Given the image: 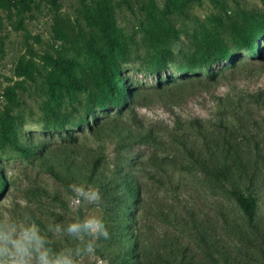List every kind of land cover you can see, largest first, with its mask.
Masks as SVG:
<instances>
[{
    "label": "rangeland",
    "instance_id": "374dc122",
    "mask_svg": "<svg viewBox=\"0 0 264 264\" xmlns=\"http://www.w3.org/2000/svg\"><path fill=\"white\" fill-rule=\"evenodd\" d=\"M13 1L0 6V132L13 139L0 141V202L11 196L12 214L45 230L72 219L69 184L98 188L102 204L79 215L101 217L110 239L82 264H264V0H108L113 25L99 43L113 50L125 103L87 43L85 7L104 0ZM228 16L261 19L246 34ZM207 45L223 56L207 57ZM227 142L248 174L235 169L231 183L214 175L223 154L211 155ZM233 186L254 195L251 222Z\"/></svg>",
    "mask_w": 264,
    "mask_h": 264
},
{
    "label": "clouds",
    "instance_id": "9594fccd",
    "mask_svg": "<svg viewBox=\"0 0 264 264\" xmlns=\"http://www.w3.org/2000/svg\"><path fill=\"white\" fill-rule=\"evenodd\" d=\"M70 207L74 213L67 223H49L42 230L33 216L24 212L14 216L12 210L17 201L6 197L2 207L8 211L0 213V264H82V260L95 257L99 241L110 239L103 219L94 214L79 215L86 205L99 207L102 196L98 188L72 183L68 185ZM29 207L27 201H19ZM68 238L73 246L54 248L53 240Z\"/></svg>",
    "mask_w": 264,
    "mask_h": 264
},
{
    "label": "trees",
    "instance_id": "16d2710c",
    "mask_svg": "<svg viewBox=\"0 0 264 264\" xmlns=\"http://www.w3.org/2000/svg\"><path fill=\"white\" fill-rule=\"evenodd\" d=\"M128 3V2H127ZM103 8L101 7L93 12L88 11L87 6L84 11V18L87 24L90 27V31L87 35V43L90 47V51L94 55L95 59L98 62L99 74L102 78V81L107 85H112L114 90L119 95L121 102L125 103V92L126 86L125 84H121L123 82L121 79L116 78L115 69V59L113 56V50L110 44L102 45L100 44V39L108 40L109 37V28L113 25V7L109 3L108 0L103 1ZM16 3L13 0H0V6L4 8H10L11 6H15ZM261 18L258 16H249L247 17L245 23L237 21L236 19L232 20L231 16H228V26L234 32H251L255 33L257 29V21ZM55 33L58 38L66 39L67 34H65L62 24L57 23L55 28ZM208 47L204 49V53H207V57L215 56L222 57L224 54V48L222 45H207ZM259 54L264 56V49L259 51ZM20 68L23 72L29 76H33V69L36 68L35 65L31 62H25L20 65ZM66 80L70 82L72 85L79 86V82L75 76L66 75ZM113 82V83H112ZM115 83V84H114ZM3 95L5 96L7 102L10 105L15 107L20 106L22 103V99L19 97L18 93L14 90V87L8 86L5 88ZM236 105L241 108L243 105L240 103H236ZM149 132L139 133L140 138H146ZM2 139H8L9 137L5 134L4 127L0 132V141ZM10 142H13L12 138L8 139ZM208 140H206L207 142ZM208 143V142H207ZM225 144L227 147H225ZM215 146L212 149L211 155L216 153L223 154L225 159L220 161V164H216L217 171H215L214 175L221 182H230L233 178V173L235 169L237 172H243L245 176L248 177L246 172L245 162L242 160L239 154L240 146L238 143H215ZM209 148V146H208ZM232 149L233 151H231ZM244 168V169H243ZM240 170V171H239ZM229 184V183H228ZM229 193L234 197L238 206L243 211V214L251 222L254 218V209H255V197L253 194L246 192L244 189L239 187H231L229 188Z\"/></svg>",
    "mask_w": 264,
    "mask_h": 264
}]
</instances>
